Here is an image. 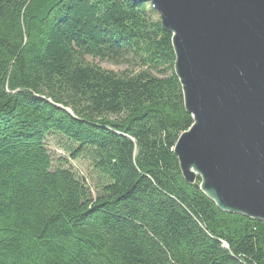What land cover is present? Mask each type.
Returning a JSON list of instances; mask_svg holds the SVG:
<instances>
[{"label": "trees", "instance_id": "trees-1", "mask_svg": "<svg viewBox=\"0 0 264 264\" xmlns=\"http://www.w3.org/2000/svg\"><path fill=\"white\" fill-rule=\"evenodd\" d=\"M174 64L150 4L0 0V264H264V223L183 178Z\"/></svg>", "mask_w": 264, "mask_h": 264}, {"label": "water", "instance_id": "water-1", "mask_svg": "<svg viewBox=\"0 0 264 264\" xmlns=\"http://www.w3.org/2000/svg\"><path fill=\"white\" fill-rule=\"evenodd\" d=\"M134 1L172 36L193 119L173 150L183 178L222 212L264 223V0Z\"/></svg>", "mask_w": 264, "mask_h": 264}, {"label": "rangeland", "instance_id": "rangeland-1", "mask_svg": "<svg viewBox=\"0 0 264 264\" xmlns=\"http://www.w3.org/2000/svg\"><path fill=\"white\" fill-rule=\"evenodd\" d=\"M96 64L100 65L103 69L114 71V72H121L122 70H125V67H117L113 66L107 63H100L99 61H95ZM67 144L62 139L56 138V137H49L47 140V149L51 157L54 161V167H58L59 160L61 158H68L70 160V153L67 151ZM72 167L74 168L75 172L84 179L86 178L87 182L92 185V179H91V170L89 167V164L86 160L80 159L78 161L71 162ZM92 188V187H91ZM94 190V189H93Z\"/></svg>", "mask_w": 264, "mask_h": 264}]
</instances>
